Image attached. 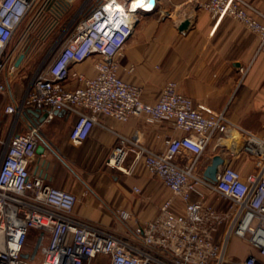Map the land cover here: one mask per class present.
I'll list each match as a JSON object with an SVG mask.
<instances>
[{
    "label": "built area",
    "instance_id": "obj_1",
    "mask_svg": "<svg viewBox=\"0 0 264 264\" xmlns=\"http://www.w3.org/2000/svg\"><path fill=\"white\" fill-rule=\"evenodd\" d=\"M39 1L0 0V78L8 66L16 68L8 63L6 50L17 34L25 37L30 33V24H23ZM57 1L45 0L43 6L53 8ZM62 1L71 6L77 0ZM135 1L84 0L75 13L82 16L89 10V14L58 47L47 66L35 71L23 98L5 110L17 119L30 107L48 111V117L55 111L73 113L76 120L70 138L76 144L88 137L98 114L120 121L132 115H145L152 122L172 120L184 135L167 137L161 151L139 143L132 150L136 158L144 157L148 170L180 197L184 213H175L173 198L166 199L161 216L135 227L137 244L76 218L77 195L32 174L39 129L28 124L25 132L13 130L0 138V264H89L99 254L109 256L111 264H230L226 248L232 235L247 239L264 257V140L250 133L245 137V150L258 157L256 171L243 174L227 165L216 181L196 171L198 158L212 136L219 134L223 139L236 132L237 138L241 130L231 126L225 112L195 104L180 92L174 80L165 84L157 102L148 103L142 99L141 88L121 76L120 58L138 14L154 12L160 6V0L148 8L138 7ZM204 7L217 20L229 16L241 21L259 35L260 48L264 49V12L252 2L207 0ZM92 57L97 71L94 76L74 68ZM134 69L133 64L128 68ZM69 80L77 85L69 88ZM5 89L0 81V91ZM120 140L122 145L109 156L107 164L125 170L123 144L127 138L120 136ZM184 151L194 154L195 159L181 164L178 157H184ZM203 188L230 201L229 227L220 241L211 234L220 221L218 211ZM117 214L122 219L130 216L122 208ZM33 230L40 241L34 256L35 247H28ZM242 264H258V260L250 255Z\"/></svg>",
    "mask_w": 264,
    "mask_h": 264
},
{
    "label": "crops",
    "instance_id": "obj_2",
    "mask_svg": "<svg viewBox=\"0 0 264 264\" xmlns=\"http://www.w3.org/2000/svg\"><path fill=\"white\" fill-rule=\"evenodd\" d=\"M206 1L160 0L158 10L139 13L120 58V74L141 88L145 102H157L165 84L174 80L180 92L191 97L195 104L225 112L231 126L241 130L239 136L236 138L233 131L223 139L219 134L212 136L198 158L196 171L204 174L213 157L221 155L225 159L221 170L231 165L248 174L258 170V157L245 150V137L250 133L264 140V49L260 48L259 35L241 21L229 16L215 19L204 7ZM249 1L264 12V0ZM185 22L187 27L181 29ZM26 24H30V14L23 25ZM6 57L16 68L8 66L0 78L6 86L0 91V138H6L13 130L18 133V128L35 122L40 135L38 145L44 149L43 153L37 152L31 172L77 195L73 211L76 218L137 244L135 227L161 216L166 199L173 198L175 213H184L180 197L148 170L144 157L136 158L132 150L139 143L161 151L167 137L184 135L172 120L152 122L145 115H132L120 121L98 114L88 137L76 144L70 138L76 120L73 113L57 112L39 121L32 113L17 119L15 114L6 112L7 105L17 104L26 94L35 73L31 71L30 78V33L25 37L17 34L6 50ZM132 64L135 69L129 71ZM74 68L89 76L97 73L93 57L75 64ZM66 83L69 88L77 85L75 80ZM120 136L127 138L123 144L125 170L107 164L109 156L122 145ZM184 152V157H178L181 164L195 159L191 152ZM203 191L217 208L220 221L211 234L220 241L229 227L230 201L208 189ZM120 208L130 213L128 219L118 216ZM250 255L256 256L258 264H264L257 248L247 239L232 235L226 248L227 261L242 264ZM89 264H111V260L99 254Z\"/></svg>",
    "mask_w": 264,
    "mask_h": 264
},
{
    "label": "rangeland",
    "instance_id": "obj_3",
    "mask_svg": "<svg viewBox=\"0 0 264 264\" xmlns=\"http://www.w3.org/2000/svg\"><path fill=\"white\" fill-rule=\"evenodd\" d=\"M44 1L40 0L30 10V78L31 71L47 66L48 61L57 52L58 47L74 32L81 21V15L79 16L75 13L81 0H78L77 4L74 5V13L71 16H69L71 14L69 12L62 13L60 16L55 15L52 8L43 6ZM27 129V127H20L18 131L25 132ZM36 243L37 232L33 230L28 238V247L32 249L36 246ZM40 259L41 256H39L38 260Z\"/></svg>",
    "mask_w": 264,
    "mask_h": 264
},
{
    "label": "water",
    "instance_id": "obj_4",
    "mask_svg": "<svg viewBox=\"0 0 264 264\" xmlns=\"http://www.w3.org/2000/svg\"><path fill=\"white\" fill-rule=\"evenodd\" d=\"M155 0H151V2H154ZM188 25V22H185L184 24L181 25V29L186 28ZM24 54L20 57L19 61L17 62V65H19V63L22 61V59L24 58ZM57 112H65V110L62 111H55L54 113ZM29 113L34 114L39 121H44L48 118L49 112L48 111H44L40 108H33V109H27L24 111L23 116L29 117ZM35 125V122H34ZM40 137V135H39ZM43 146L38 145L37 147V152L38 153H43ZM225 164V159L221 156V155H216L213 157L212 162L205 168L204 170V176L211 180V181H216L218 179V173L221 170V167ZM40 245V241L37 242L35 249H34V253L33 256L36 254V251L38 250V247ZM27 256V255H25Z\"/></svg>",
    "mask_w": 264,
    "mask_h": 264
},
{
    "label": "trees",
    "instance_id": "obj_5",
    "mask_svg": "<svg viewBox=\"0 0 264 264\" xmlns=\"http://www.w3.org/2000/svg\"><path fill=\"white\" fill-rule=\"evenodd\" d=\"M74 8H72L70 5H67L64 1L62 0H59L57 1V3L55 4V7L52 8V11L53 13H55V15L57 16H60L62 13H65V12H69L71 13L69 16H71L73 13H74ZM87 14H89V10L80 17V20L82 21L86 16ZM68 20V19H67ZM66 20V21H67ZM80 21V22H81ZM79 25V24H78ZM77 25V27H78ZM77 27L75 28V30L77 29ZM74 30V32H75ZM73 33V32H72Z\"/></svg>",
    "mask_w": 264,
    "mask_h": 264
},
{
    "label": "bare ground",
    "instance_id": "obj_6",
    "mask_svg": "<svg viewBox=\"0 0 264 264\" xmlns=\"http://www.w3.org/2000/svg\"><path fill=\"white\" fill-rule=\"evenodd\" d=\"M135 3L137 4V6L139 7V6H151L152 5V3L153 2H149V0L148 1H144V0H136L135 1ZM148 3V4H147ZM2 245H3V241H2V237H1V234H0V247H2Z\"/></svg>",
    "mask_w": 264,
    "mask_h": 264
}]
</instances>
